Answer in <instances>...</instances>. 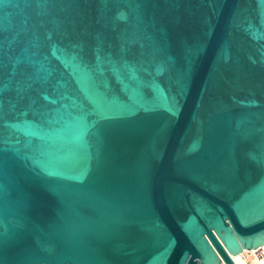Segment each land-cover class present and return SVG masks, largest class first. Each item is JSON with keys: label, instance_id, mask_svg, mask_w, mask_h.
<instances>
[{"label": "water", "instance_id": "water-1", "mask_svg": "<svg viewBox=\"0 0 264 264\" xmlns=\"http://www.w3.org/2000/svg\"><path fill=\"white\" fill-rule=\"evenodd\" d=\"M260 244L264 0H0V264Z\"/></svg>", "mask_w": 264, "mask_h": 264}, {"label": "bare ground", "instance_id": "bare-ground-1", "mask_svg": "<svg viewBox=\"0 0 264 264\" xmlns=\"http://www.w3.org/2000/svg\"><path fill=\"white\" fill-rule=\"evenodd\" d=\"M264 246V244H262ZM242 250L238 252L237 254L232 253L229 249V253L232 256L234 263L232 264H264V256L262 257H256L252 259V261H249L245 256H243L242 252L245 250L244 246L241 247ZM248 249V248H246ZM220 264H229L225 259L222 260Z\"/></svg>", "mask_w": 264, "mask_h": 264}, {"label": "built area", "instance_id": "built-area-1", "mask_svg": "<svg viewBox=\"0 0 264 264\" xmlns=\"http://www.w3.org/2000/svg\"><path fill=\"white\" fill-rule=\"evenodd\" d=\"M243 256H245L248 260L251 258V259H254L256 257H262L264 256V246L262 244L260 245H257L256 247L254 248H248V249H245L243 250L242 252Z\"/></svg>", "mask_w": 264, "mask_h": 264}, {"label": "rangeland", "instance_id": "rangeland-1", "mask_svg": "<svg viewBox=\"0 0 264 264\" xmlns=\"http://www.w3.org/2000/svg\"><path fill=\"white\" fill-rule=\"evenodd\" d=\"M249 261H252V259L250 258Z\"/></svg>", "mask_w": 264, "mask_h": 264}]
</instances>
